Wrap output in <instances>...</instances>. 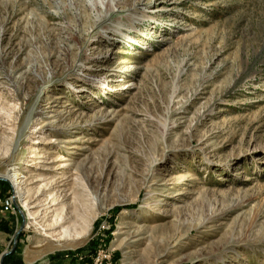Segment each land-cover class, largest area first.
<instances>
[{
	"label": "rangeland",
	"instance_id": "obj_1",
	"mask_svg": "<svg viewBox=\"0 0 264 264\" xmlns=\"http://www.w3.org/2000/svg\"><path fill=\"white\" fill-rule=\"evenodd\" d=\"M0 175V264H264V0H0Z\"/></svg>",
	"mask_w": 264,
	"mask_h": 264
},
{
	"label": "built area",
	"instance_id": "obj_2",
	"mask_svg": "<svg viewBox=\"0 0 264 264\" xmlns=\"http://www.w3.org/2000/svg\"><path fill=\"white\" fill-rule=\"evenodd\" d=\"M2 211L9 212L13 208V199L11 197H2L0 199Z\"/></svg>",
	"mask_w": 264,
	"mask_h": 264
},
{
	"label": "water",
	"instance_id": "obj_3",
	"mask_svg": "<svg viewBox=\"0 0 264 264\" xmlns=\"http://www.w3.org/2000/svg\"><path fill=\"white\" fill-rule=\"evenodd\" d=\"M0 180H9V179H8V177L0 176ZM20 212H21V215H22L23 220H22L21 227H20V228L16 231V233H15V239H16L17 235L19 234V232L23 229V226H24V215H23V213H22L21 210H20ZM15 244H16V241H14V246H15ZM12 251H13V248H12L10 251H7V252H5L4 254H2V256H1V264H2V261H3L4 256H5L6 254L11 253Z\"/></svg>",
	"mask_w": 264,
	"mask_h": 264
},
{
	"label": "bare ground",
	"instance_id": "obj_4",
	"mask_svg": "<svg viewBox=\"0 0 264 264\" xmlns=\"http://www.w3.org/2000/svg\"><path fill=\"white\" fill-rule=\"evenodd\" d=\"M114 9L111 11V13H112V15L114 14ZM130 21H132V20H130ZM124 22V21H123ZM126 23V22H125ZM122 26V24L121 23H118V24H115V26L113 27L114 28V30L115 31H118L119 29H120V27ZM1 176V175H0ZM16 178H17V176L16 175H14L13 177H11V180H12V183L14 182H16Z\"/></svg>",
	"mask_w": 264,
	"mask_h": 264
}]
</instances>
